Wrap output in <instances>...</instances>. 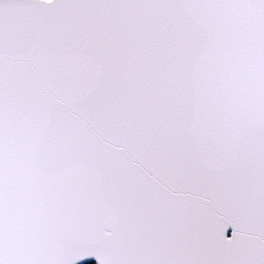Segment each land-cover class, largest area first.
I'll list each match as a JSON object with an SVG mask.
<instances>
[{
	"label": "snow or ice",
	"instance_id": "obj_1",
	"mask_svg": "<svg viewBox=\"0 0 264 264\" xmlns=\"http://www.w3.org/2000/svg\"><path fill=\"white\" fill-rule=\"evenodd\" d=\"M0 264H264V0H0Z\"/></svg>",
	"mask_w": 264,
	"mask_h": 264
}]
</instances>
